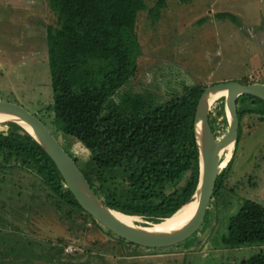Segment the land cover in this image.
<instances>
[{
    "label": "trees",
    "instance_id": "obj_1",
    "mask_svg": "<svg viewBox=\"0 0 264 264\" xmlns=\"http://www.w3.org/2000/svg\"><path fill=\"white\" fill-rule=\"evenodd\" d=\"M46 1L56 16L54 25L45 26L53 100L42 112L50 127L40 120L58 141L62 139V147L70 138L85 147L89 156L80 163L75 158L76 163L108 208L154 224L171 217L198 185L194 119L206 87L186 85L163 101L153 93L127 89L141 56L138 15L147 10L149 19L156 22L167 0ZM217 17L237 22L230 13ZM247 83L245 79L243 84ZM237 110L236 146L245 118L264 121V101L243 95L237 100ZM209 122L215 139L227 131L225 96L213 101ZM234 157L235 152L220 171L213 198L224 189ZM20 172L35 176L47 195L57 199L56 206L68 209L69 217L79 213L118 241L139 247L106 230L80 207L50 157L27 130L14 121L0 122V194L10 190V177ZM5 243L0 238V264L13 254L10 249L3 255ZM222 245L263 246L264 206L246 200L230 218ZM222 264H264V249L248 260Z\"/></svg>",
    "mask_w": 264,
    "mask_h": 264
},
{
    "label": "rangeland",
    "instance_id": "obj_2",
    "mask_svg": "<svg viewBox=\"0 0 264 264\" xmlns=\"http://www.w3.org/2000/svg\"><path fill=\"white\" fill-rule=\"evenodd\" d=\"M228 13L236 17V23L217 17ZM55 20L46 0H0V99L22 105L47 126L42 111L53 94L45 26L54 25ZM136 32L141 56L127 89L150 92L163 101L186 85L264 81V0H167L154 23L147 10L139 13ZM63 147L79 163L89 156L74 139ZM236 147L224 189L212 198L200 231L168 249L122 243L79 213L69 217L68 209L58 208L57 199L48 196L31 173L12 175L10 190L0 194V238L6 242L1 252L13 253L4 264H222L248 260L264 245L226 248L222 237L230 218L246 200L264 206V121L245 118ZM225 158L223 153L221 160ZM135 224L154 223L136 217Z\"/></svg>",
    "mask_w": 264,
    "mask_h": 264
},
{
    "label": "water",
    "instance_id": "obj_3",
    "mask_svg": "<svg viewBox=\"0 0 264 264\" xmlns=\"http://www.w3.org/2000/svg\"><path fill=\"white\" fill-rule=\"evenodd\" d=\"M221 93L226 99L228 129L220 138L215 139L209 122V112L213 101ZM243 95L255 96L264 101V83L220 82L206 87L202 92L196 106L194 119L195 138L200 161L199 181L194 194L186 204L196 195H198V203L186 225L176 231L167 233L153 230L152 226L157 224L150 226L130 225L118 220L113 215V212L116 211L108 208L91 188L75 158L62 147L45 124L22 105L0 99V114L16 118L14 122L34 137L54 163L65 186L80 207L106 230L139 247L164 248L189 239L200 229L207 208L213 198L217 177L233 156L232 154L223 165L221 160L222 151L229 144H233V150L236 147L239 129L237 100Z\"/></svg>",
    "mask_w": 264,
    "mask_h": 264
},
{
    "label": "bare ground",
    "instance_id": "obj_4",
    "mask_svg": "<svg viewBox=\"0 0 264 264\" xmlns=\"http://www.w3.org/2000/svg\"><path fill=\"white\" fill-rule=\"evenodd\" d=\"M5 121H16V118L5 114H0V122H5ZM25 127L28 130H30L27 126ZM232 151H233V144H229L223 149L222 154L223 153L226 154V158L223 160V165L226 163L227 159L231 157ZM197 203H198V195L194 196V198H192V200L188 204L182 207L174 215H172L167 219H164L157 225H153L152 226L153 230L167 233L182 228L191 219L196 209ZM113 215L123 223L130 225L135 224V219H136L135 216L122 215L121 213H117V212H113Z\"/></svg>",
    "mask_w": 264,
    "mask_h": 264
},
{
    "label": "crops",
    "instance_id": "obj_5",
    "mask_svg": "<svg viewBox=\"0 0 264 264\" xmlns=\"http://www.w3.org/2000/svg\"><path fill=\"white\" fill-rule=\"evenodd\" d=\"M3 5H5V4H4V1H3ZM8 6H9V5H5V7H6L7 9H8ZM8 13L10 14L11 12L8 11Z\"/></svg>",
    "mask_w": 264,
    "mask_h": 264
}]
</instances>
